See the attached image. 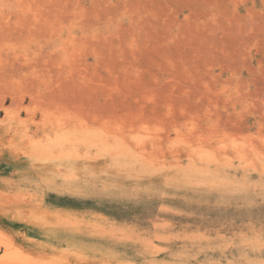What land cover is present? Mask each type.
<instances>
[{"label":"rangeland","instance_id":"obj_1","mask_svg":"<svg viewBox=\"0 0 264 264\" xmlns=\"http://www.w3.org/2000/svg\"><path fill=\"white\" fill-rule=\"evenodd\" d=\"M0 264H264V0H0Z\"/></svg>","mask_w":264,"mask_h":264},{"label":"bare ground","instance_id":"obj_2","mask_svg":"<svg viewBox=\"0 0 264 264\" xmlns=\"http://www.w3.org/2000/svg\"><path fill=\"white\" fill-rule=\"evenodd\" d=\"M21 249V248H20Z\"/></svg>","mask_w":264,"mask_h":264}]
</instances>
